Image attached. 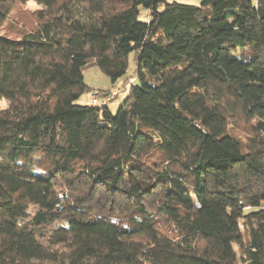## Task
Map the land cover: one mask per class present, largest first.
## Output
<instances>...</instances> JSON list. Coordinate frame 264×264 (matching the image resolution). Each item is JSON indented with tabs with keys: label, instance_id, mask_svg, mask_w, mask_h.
I'll use <instances>...</instances> for the list:
<instances>
[{
	"label": "trees",
	"instance_id": "trees-1",
	"mask_svg": "<svg viewBox=\"0 0 264 264\" xmlns=\"http://www.w3.org/2000/svg\"><path fill=\"white\" fill-rule=\"evenodd\" d=\"M31 1L0 35V264H264V0ZM132 52L114 115L76 104Z\"/></svg>",
	"mask_w": 264,
	"mask_h": 264
},
{
	"label": "rangeland",
	"instance_id": "rangeland-1",
	"mask_svg": "<svg viewBox=\"0 0 264 264\" xmlns=\"http://www.w3.org/2000/svg\"><path fill=\"white\" fill-rule=\"evenodd\" d=\"M255 2L256 0H252ZM41 7L38 6L31 0H18L9 16L6 18L5 23L0 28V35H7L12 37V34H16V26L22 25H30L33 21H35V12L39 10ZM163 5L159 6V11H163ZM148 12L144 8H139L138 13V21L148 22ZM136 69V61L134 57V53H130L128 56V68L126 71V75L122 78L118 79L116 82H111L97 67L89 66L84 68L83 70V79L86 86L89 88L87 92L82 93L79 98L76 100L77 105H91L90 97L91 94H99L98 91L108 92L107 96L102 97L100 95L102 102L103 99L108 98L105 102L110 110V112L114 115L119 106L125 101L128 95V90L130 84L133 82L134 71ZM130 79H129V78ZM128 78V79H127ZM99 98V99H100ZM7 105L6 102L0 101V108H5ZM240 231L242 232L244 239L247 237L245 234L244 226L242 222H239ZM237 251V255L239 256V249L235 247Z\"/></svg>",
	"mask_w": 264,
	"mask_h": 264
},
{
	"label": "crops",
	"instance_id": "crops-1",
	"mask_svg": "<svg viewBox=\"0 0 264 264\" xmlns=\"http://www.w3.org/2000/svg\"><path fill=\"white\" fill-rule=\"evenodd\" d=\"M166 1L168 3L178 2V3H184V4H190V5H199L202 0H166Z\"/></svg>",
	"mask_w": 264,
	"mask_h": 264
},
{
	"label": "built area",
	"instance_id": "built-area-1",
	"mask_svg": "<svg viewBox=\"0 0 264 264\" xmlns=\"http://www.w3.org/2000/svg\"><path fill=\"white\" fill-rule=\"evenodd\" d=\"M100 98V95L99 94H91V97H90V102H91V104H92V106H97V105H99L100 103H105V102H107V101H104V100H107L108 98H105V99H103V101L102 102H100L99 103V101L101 100V98Z\"/></svg>",
	"mask_w": 264,
	"mask_h": 264
}]
</instances>
